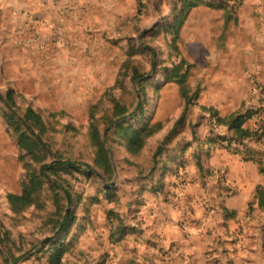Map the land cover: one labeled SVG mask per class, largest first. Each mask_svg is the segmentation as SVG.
<instances>
[{
    "label": "rangeland",
    "instance_id": "obj_1",
    "mask_svg": "<svg viewBox=\"0 0 264 264\" xmlns=\"http://www.w3.org/2000/svg\"><path fill=\"white\" fill-rule=\"evenodd\" d=\"M140 1L0 0V264H264V136L261 164L207 143L213 111L264 121V0H202L177 35L182 0Z\"/></svg>",
    "mask_w": 264,
    "mask_h": 264
},
{
    "label": "trees",
    "instance_id": "obj_2",
    "mask_svg": "<svg viewBox=\"0 0 264 264\" xmlns=\"http://www.w3.org/2000/svg\"><path fill=\"white\" fill-rule=\"evenodd\" d=\"M138 3L141 4V1L138 0ZM205 4L202 0H182V7L180 9L179 14L174 19V21L171 24V28L174 30V34L177 35L179 29L181 28L186 16L191 12L192 9L203 6ZM211 6V5H208ZM222 9V16L225 24L228 23L229 14L227 12L226 8H220ZM167 81V80H166ZM1 96V95H0ZM11 92H8L6 97L9 100L11 99ZM205 109V107H203ZM254 110H244V111H233L227 115L220 116L216 111H213L211 114V118L214 119V124L218 125L220 127H224L227 131V135H213L211 134L207 138L208 144H223V142H227V148L228 150L233 151V153L241 154L244 152V159H250L253 162H256L258 164L262 163V160L260 158H255L254 154H259V151H253L251 148L245 146L246 140H255L259 137L264 136V121L261 125H259V128L252 129L245 126V123L248 120H251L254 117ZM8 120L12 126L15 127L14 131L17 133V143L21 150H25L29 155L32 156V160L35 162L39 161L37 157V150L39 149V137L36 136L35 138L27 136V132H31L33 134V128H38L40 131H43L44 125L41 121L40 116L32 111L31 109H27L25 113V127L26 132H21L18 134V120H16V117L14 114H8L7 115ZM90 134V140L92 144L97 149V154L100 155L102 158H106L107 151L104 148V145L100 139V135L98 133V130L94 126H90L89 130ZM237 144L236 147H233L232 144ZM239 146L244 147L243 149H239ZM251 156V157H250ZM68 165H72L73 163H68ZM55 166V165H54ZM46 169H52V165L49 164H43L39 167L40 175H44V170ZM88 173H93V171H88ZM36 180L39 179V176H36ZM35 185H38V182H35ZM54 186L61 190L64 193L65 198L70 200V193L69 191L64 188L60 183L54 182ZM10 200H15L17 197H14L13 195L9 196ZM68 217V215L66 216ZM65 217V218H66ZM49 241V239L47 240ZM22 255H18L17 257L12 259V262H17Z\"/></svg>",
    "mask_w": 264,
    "mask_h": 264
}]
</instances>
